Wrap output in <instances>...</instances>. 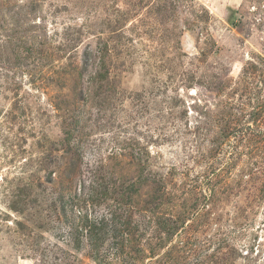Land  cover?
<instances>
[{
    "label": "rangeland",
    "instance_id": "obj_1",
    "mask_svg": "<svg viewBox=\"0 0 264 264\" xmlns=\"http://www.w3.org/2000/svg\"><path fill=\"white\" fill-rule=\"evenodd\" d=\"M0 264H264V0H0Z\"/></svg>",
    "mask_w": 264,
    "mask_h": 264
}]
</instances>
